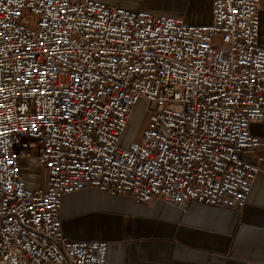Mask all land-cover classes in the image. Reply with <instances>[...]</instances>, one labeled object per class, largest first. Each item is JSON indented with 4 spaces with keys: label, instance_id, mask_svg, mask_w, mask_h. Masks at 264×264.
I'll return each mask as SVG.
<instances>
[{
    "label": "built area",
    "instance_id": "1",
    "mask_svg": "<svg viewBox=\"0 0 264 264\" xmlns=\"http://www.w3.org/2000/svg\"><path fill=\"white\" fill-rule=\"evenodd\" d=\"M261 1L211 0L212 21L195 24L100 0H0V264H106V241L62 228L64 197L87 188L247 203L264 171L251 131L264 124ZM140 100L148 125L122 146ZM22 157L44 185H27Z\"/></svg>",
    "mask_w": 264,
    "mask_h": 264
},
{
    "label": "crops",
    "instance_id": "2",
    "mask_svg": "<svg viewBox=\"0 0 264 264\" xmlns=\"http://www.w3.org/2000/svg\"><path fill=\"white\" fill-rule=\"evenodd\" d=\"M100 1L141 8L131 0ZM259 42L264 47V0ZM251 131L264 143V124L253 123ZM44 176L46 181V171ZM27 179L33 187L34 177ZM60 214L68 239L108 243L106 264H264V171L239 210L195 200L186 207L158 199L140 203L87 188L66 195Z\"/></svg>",
    "mask_w": 264,
    "mask_h": 264
},
{
    "label": "rangeland",
    "instance_id": "3",
    "mask_svg": "<svg viewBox=\"0 0 264 264\" xmlns=\"http://www.w3.org/2000/svg\"><path fill=\"white\" fill-rule=\"evenodd\" d=\"M111 1V0H105ZM134 4H140L141 7H144V4L148 6V9H153L157 11H164L169 13H174L185 17V19L191 22L192 16H199L201 11H205L208 13L209 18L202 16L201 19L195 20L191 23L195 24H208L211 21L210 14V2L209 0H131ZM27 15L30 13L26 12ZM215 41L217 44H221L222 40L219 36L215 37ZM150 112L148 110V106L145 100H140L134 109L131 112V120L128 127L125 130L122 146L127 145L132 140L139 141L142 137L143 131L146 129L149 121ZM30 141H34L30 139ZM32 155H36L37 150L33 149ZM21 169L22 176L25 178L26 182H28V177H34L33 181L35 183L34 186H41L46 183L44 171L39 168L36 164L35 157L31 158H21ZM25 175V176H24ZM33 186V187H34Z\"/></svg>",
    "mask_w": 264,
    "mask_h": 264
},
{
    "label": "bare ground",
    "instance_id": "4",
    "mask_svg": "<svg viewBox=\"0 0 264 264\" xmlns=\"http://www.w3.org/2000/svg\"><path fill=\"white\" fill-rule=\"evenodd\" d=\"M209 2H210V14H211V21H212V17H213V16H212V2H211V0H209ZM203 15H204L205 17H208V18H209V15H208L207 12H205V11L202 12V11H201V13L199 14V16H195V17L192 16V17H191V22H193V21H195V20H198V19H201ZM185 21H186V22H189L190 20L187 21V20L185 19ZM211 21H210V22H211ZM191 22H189V23H191ZM23 178H24V177H23ZM24 179H25V178H24Z\"/></svg>",
    "mask_w": 264,
    "mask_h": 264
}]
</instances>
